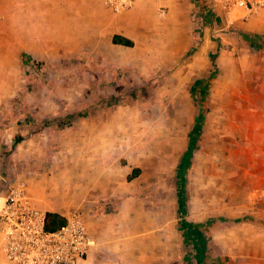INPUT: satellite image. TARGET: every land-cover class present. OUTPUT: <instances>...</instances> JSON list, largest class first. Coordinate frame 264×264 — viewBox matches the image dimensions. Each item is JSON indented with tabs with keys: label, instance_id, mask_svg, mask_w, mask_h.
Listing matches in <instances>:
<instances>
[{
	"label": "rangeland",
	"instance_id": "374dc122",
	"mask_svg": "<svg viewBox=\"0 0 264 264\" xmlns=\"http://www.w3.org/2000/svg\"><path fill=\"white\" fill-rule=\"evenodd\" d=\"M230 20L235 24L220 16L216 23L195 31L193 47L179 62H163L162 69L159 64L141 63L138 75L130 66L113 63L115 51L108 53L107 42L100 41L94 48L85 40L81 47L55 49L42 61L20 59L17 78L0 79L14 93L3 97L0 109L3 145L12 149L0 155L9 154L11 159L8 166L2 164L4 173L13 179L56 168L79 171L83 178L93 179L88 189L92 202L118 215L119 203L135 196L107 193L102 175L132 169L133 163L145 158L146 176L140 186L146 191L139 194L145 201L141 210L147 215V245L159 239L169 243L183 222L179 258L185 254L190 259L184 264H196L199 257H192L196 252L186 240L191 234L187 224L202 228L207 238L214 225L222 224L203 222L235 215L230 203L222 200L220 206L214 199L219 197V184L226 180L235 185L247 163L242 152L246 144L235 134L243 124L227 122L234 112L226 107L256 102V91L264 88V13L238 12ZM205 35L212 46L205 48ZM202 47L204 65L196 53ZM151 52L150 47L145 50L148 57ZM107 122L112 130L105 129ZM13 123L22 124L32 137L14 146L21 134L8 136ZM224 145L232 155L221 154ZM256 153L251 151L249 163L257 162ZM108 184L118 187L112 179ZM214 253L217 258L207 264H219L225 257Z\"/></svg>",
	"mask_w": 264,
	"mask_h": 264
},
{
	"label": "crops",
	"instance_id": "0c3cea01",
	"mask_svg": "<svg viewBox=\"0 0 264 264\" xmlns=\"http://www.w3.org/2000/svg\"><path fill=\"white\" fill-rule=\"evenodd\" d=\"M103 2L106 4L105 0H0V79H16L20 59L34 62L31 60L37 58L42 61L47 56L54 55L55 49L81 47L84 44L80 42L85 40L93 48L99 45V41L103 44L107 42L108 53L111 49L115 51L113 63L120 62L121 67L130 66L138 75L141 63L159 64L162 69L163 62H179L178 58L184 57L193 47L197 38L195 31L204 28L197 26L193 20L197 7L192 0H135L130 9L120 13H115L108 6L114 14L106 9ZM197 33L201 35L200 32ZM116 35L131 40L133 46L114 44ZM204 38L205 48L212 46L208 44L210 41L206 35ZM149 47L152 52L148 57L145 50ZM117 52L124 56H118ZM196 53L199 62L204 65L201 58L206 49L202 47ZM164 57L167 59L164 60ZM6 95H14L13 90L7 91L0 84V109ZM255 97L256 102L235 103L226 107L234 112L229 115L227 122L243 124L235 134L241 136L242 144H246L242 152L246 153L243 158L247 163H244L235 185L226 180L225 184H219V197L214 199L220 206L222 200L230 203L235 215L212 217L203 222L207 225L222 224L218 227L214 225V233L207 236L208 239L202 228L192 227L194 223L187 224V233L191 234L186 240L196 252L192 257H199L196 264H207L209 260L217 258L214 252L220 257L225 255L219 259V264L231 259L235 264H264V88H258ZM217 110H222V106H218ZM24 128L22 124L13 123L7 134L14 139L20 133V142H23L25 138L32 137L29 136V130ZM112 128L107 122L105 129ZM15 141L14 146L20 143L17 139ZM3 143V135L0 133V155L4 150H12L9 144L6 143L4 147ZM254 144L257 145L256 149L252 146ZM224 146L220 147L221 154L229 156V151L232 155L231 149ZM251 151L257 152V162L249 163ZM0 160V167L11 162L9 154L1 156ZM142 160L143 162L133 163L132 169H120L116 175H102L104 186H108L107 193L121 196L125 192L126 195L135 196L119 203L118 215H112L92 202L91 194L89 195L92 190L88 189L93 179L83 178L79 171L56 168L54 171L27 173L16 178L26 180L32 205L46 214L58 213L66 218L71 211L80 208L77 210L83 214L93 240L83 264L188 263L190 258L187 255H183L182 262L179 258L182 251L179 232L180 227L185 229L183 222L174 231L169 243L164 241V244L159 239L153 245H147V215L144 209L141 210L145 201L139 194L146 191V187L140 186V179L146 176L143 168L145 158ZM222 177L226 179V175ZM156 178L155 176L154 181ZM87 179V184H84ZM110 179L113 184L118 183L117 188L109 187ZM2 186L1 180L0 206L3 203ZM76 206L79 207L72 209ZM227 224L230 226L227 227ZM0 264H11L2 251L1 237Z\"/></svg>",
	"mask_w": 264,
	"mask_h": 264
},
{
	"label": "built area",
	"instance_id": "2783aa9c",
	"mask_svg": "<svg viewBox=\"0 0 264 264\" xmlns=\"http://www.w3.org/2000/svg\"><path fill=\"white\" fill-rule=\"evenodd\" d=\"M196 4L194 20L199 27L216 23L224 16L229 25L232 15L264 13V0H192ZM114 12L130 9L134 0H105ZM227 22V21H226ZM227 23V24H228ZM3 203L0 206L1 248L11 264H83L92 237L81 211L74 209L66 223L55 231L46 226V213L34 207L23 178L11 179L0 168Z\"/></svg>",
	"mask_w": 264,
	"mask_h": 264
},
{
	"label": "trees",
	"instance_id": "16d2710c",
	"mask_svg": "<svg viewBox=\"0 0 264 264\" xmlns=\"http://www.w3.org/2000/svg\"><path fill=\"white\" fill-rule=\"evenodd\" d=\"M114 44L133 46V42L122 36L116 35L113 39ZM22 137H18L17 141L20 142ZM138 171H136L137 173ZM132 177H130L131 179ZM66 223V218L58 213H47L46 214V226L50 231H55L61 228Z\"/></svg>",
	"mask_w": 264,
	"mask_h": 264
},
{
	"label": "water",
	"instance_id": "95a60500",
	"mask_svg": "<svg viewBox=\"0 0 264 264\" xmlns=\"http://www.w3.org/2000/svg\"><path fill=\"white\" fill-rule=\"evenodd\" d=\"M2 180V178L0 177V181Z\"/></svg>",
	"mask_w": 264,
	"mask_h": 264
}]
</instances>
